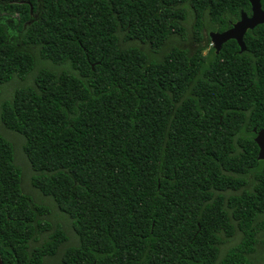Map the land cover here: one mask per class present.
Listing matches in <instances>:
<instances>
[{
  "label": "trees",
  "instance_id": "16d2710c",
  "mask_svg": "<svg viewBox=\"0 0 264 264\" xmlns=\"http://www.w3.org/2000/svg\"><path fill=\"white\" fill-rule=\"evenodd\" d=\"M243 11L249 0H0V92L32 77L0 122L24 137L35 192L0 132L4 264H264V24L244 52L202 33ZM190 19L199 46L168 47ZM35 50L57 68L36 72Z\"/></svg>",
  "mask_w": 264,
  "mask_h": 264
},
{
  "label": "rangeland",
  "instance_id": "374dc122",
  "mask_svg": "<svg viewBox=\"0 0 264 264\" xmlns=\"http://www.w3.org/2000/svg\"><path fill=\"white\" fill-rule=\"evenodd\" d=\"M195 21L190 19L186 22L185 28L186 32L185 35H175L173 38L170 39L171 43H168V47L171 45H177L181 47H186L188 49H195L199 46L201 42L197 40V34L195 33ZM213 30L209 29L208 27L206 29H203V35L206 38L207 35ZM147 48V47H146ZM36 65H35V71L37 72L41 68H57V65H55L53 62L49 60H44L40 57L38 50H35L34 52ZM61 67H58V69ZM32 76V75H31ZM32 82V77H27L26 79L22 80L19 78H16L10 83H7L3 86L2 91L0 92V105L1 102L4 101V99H7V97L11 96L15 89L22 87L24 85H29ZM0 132L8 138L11 142L14 143L15 149H16V157L17 161L20 164L21 168L24 172V187L25 190L31 193H35L34 190H32V186L30 184V174L32 172L31 164L27 160L24 154V144L25 140L24 137L19 135L17 132L12 131L10 129H7L3 124L0 122ZM39 198V197H37ZM42 202L49 204L50 201L48 199H42ZM47 220H51L50 215L46 217Z\"/></svg>",
  "mask_w": 264,
  "mask_h": 264
},
{
  "label": "water",
  "instance_id": "95a60500",
  "mask_svg": "<svg viewBox=\"0 0 264 264\" xmlns=\"http://www.w3.org/2000/svg\"><path fill=\"white\" fill-rule=\"evenodd\" d=\"M249 2L252 6V15L250 17L247 13L243 12L240 20L236 22L233 27L223 32H212L210 34L218 52L222 45L231 39H234L239 43L241 52L246 51V45L244 42L246 32L249 29H254L257 25L264 23V9H262L261 0H249ZM256 132L257 136L255 137V141L260 149L258 158L264 160V129ZM0 264H4L1 254Z\"/></svg>",
  "mask_w": 264,
  "mask_h": 264
},
{
  "label": "flooded vegetation",
  "instance_id": "af4514ba",
  "mask_svg": "<svg viewBox=\"0 0 264 264\" xmlns=\"http://www.w3.org/2000/svg\"><path fill=\"white\" fill-rule=\"evenodd\" d=\"M251 4V3H250ZM261 4H262V9H264V5H263V3H262V0H261ZM244 12V11H243ZM242 12V13H243ZM245 13H247V12H245ZM248 14V13H247ZM242 15V14H241ZM249 15V14H248ZM251 15H252V6H251ZM251 15H249V17L251 16ZM240 20V19H239ZM238 20V21H239ZM238 21H236V22H238ZM235 22V23H236ZM235 23H233L232 24V26L231 27H233V25L235 24ZM264 24V23H263ZM259 25H261V24H259ZM258 26V25H257ZM230 27V28H231ZM230 28H228V29H230ZM228 29H226V30H228ZM226 30H224V31H226ZM249 30H252V29H249ZM212 32H223V31H211L210 33H209V36H210V34L212 33ZM247 33V32H246ZM246 35V34H245ZM210 38H211V36H210ZM245 38V37H244ZM211 40H212V38H211ZM244 42H245V40H244ZM239 44V43H238ZM246 45V44H245ZM211 46H213V47H215V44L213 43V41H212V43H211ZM240 46V45H239ZM246 49H247V47H246ZM220 51V50H219ZM218 52V51H217ZM260 131V130H259ZM256 136H257V132H256Z\"/></svg>",
  "mask_w": 264,
  "mask_h": 264
}]
</instances>
